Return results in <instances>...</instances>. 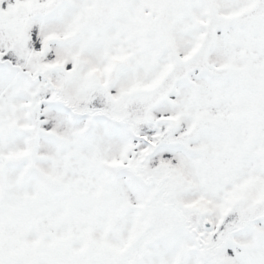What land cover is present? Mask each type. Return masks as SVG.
Returning <instances> with one entry per match:
<instances>
[{"label":"snow or ice","instance_id":"1","mask_svg":"<svg viewBox=\"0 0 264 264\" xmlns=\"http://www.w3.org/2000/svg\"><path fill=\"white\" fill-rule=\"evenodd\" d=\"M0 264H264V0H0Z\"/></svg>","mask_w":264,"mask_h":264}]
</instances>
